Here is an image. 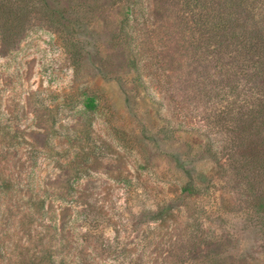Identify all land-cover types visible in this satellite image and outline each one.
<instances>
[{
  "label": "rangeland",
  "instance_id": "obj_1",
  "mask_svg": "<svg viewBox=\"0 0 264 264\" xmlns=\"http://www.w3.org/2000/svg\"><path fill=\"white\" fill-rule=\"evenodd\" d=\"M136 1L134 29H120L109 0H0V264H45L49 244L72 264H264V170L241 169L264 132L223 116L231 59L212 53V13ZM179 160L209 190L185 193ZM35 188L44 225L30 219Z\"/></svg>",
  "mask_w": 264,
  "mask_h": 264
},
{
  "label": "trees",
  "instance_id": "obj_2",
  "mask_svg": "<svg viewBox=\"0 0 264 264\" xmlns=\"http://www.w3.org/2000/svg\"><path fill=\"white\" fill-rule=\"evenodd\" d=\"M109 1L115 4L119 3L124 7L122 9L124 18L120 23V29H134L133 23L138 20L141 4L136 0ZM192 1L195 2V7L203 3L204 8L210 9L212 13L204 21L205 26H207L208 39L213 41L216 47L212 53L231 59V62L228 61L222 66V82L225 85V90H222V92L225 91L227 99L232 96L231 101L224 109L223 116H226V118L231 117L232 122H235L236 127L233 132H236L237 129L241 130L240 132L248 133L246 136L253 139L254 135L249 131L256 130V132H259V135H257L259 137L264 132V0ZM187 4L191 5L192 3L188 1ZM44 15L50 21L54 17L66 19L63 13L49 6L44 8ZM182 23L185 24L184 20ZM197 27H200V21L195 20V28ZM220 53H223V55H220ZM133 68L138 77L137 82H140L142 74L139 71V65L135 61H133ZM255 79L260 82V85H256ZM242 81H244V84H241ZM84 106L86 110L93 112L97 108L96 99L94 97L88 98ZM244 108H246L245 111ZM259 141L264 142V138L254 140L252 148L246 147L242 142L240 147L244 144L243 151L249 157L241 164L242 170L244 168L252 170L250 166L253 167V170L259 172L264 170V157L259 149L262 145L256 144ZM210 142L208 141L207 146L211 145ZM208 151L213 153L211 148ZM38 152L35 148L31 152V160L34 164ZM246 154L243 155V158L247 157ZM211 156L215 158V155L211 154ZM213 161L216 160L213 159ZM70 164L74 165L75 162L71 161ZM178 166L187 176V181L182 187L185 193L198 195L204 190H209L211 184L209 174L204 172L192 174L182 165L180 160ZM47 201L46 191L41 193L40 189L35 188L31 192L27 204L29 208L33 209V213L30 215L32 225H44L46 223L45 219L48 222L52 221L51 218L47 219ZM254 203L257 207L256 212L261 217L264 214V196L255 198ZM40 261H45V264H72L68 257L59 258L52 244L45 247L43 256L39 257Z\"/></svg>",
  "mask_w": 264,
  "mask_h": 264
}]
</instances>
